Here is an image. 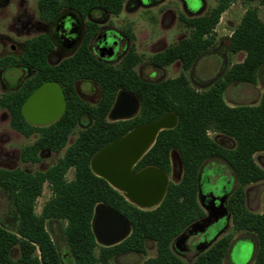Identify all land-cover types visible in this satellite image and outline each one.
Masks as SVG:
<instances>
[{
    "label": "trees",
    "instance_id": "trees-1",
    "mask_svg": "<svg viewBox=\"0 0 264 264\" xmlns=\"http://www.w3.org/2000/svg\"><path fill=\"white\" fill-rule=\"evenodd\" d=\"M236 0H217L214 8L203 16L179 15V22L190 30L188 37L155 53L149 62L157 68L179 62L184 72L208 50L214 39L213 31L219 18ZM124 0H39L41 16L50 20L60 6L72 7L84 14L89 8L99 7L113 16L121 12ZM264 6V0H260ZM89 28V34L91 32ZM130 42L133 36L124 31ZM52 45L45 36L26 41L22 62L31 66L35 77L20 91L0 96V110L9 116V126L24 137L37 135L33 143L20 150V161L36 164L39 153H57L65 148L63 156L44 171L26 173L17 168L0 169V189L11 195L18 215L13 229L0 225V264H62L48 232L47 221L63 225V238L70 264H109L114 257L135 253L145 255L146 242L156 247V255L141 264H185L171 250L172 242L192 223L205 216L197 201L198 175L209 159L226 163L233 172L236 187L227 200L232 228L251 234L256 239L253 264H264V197L260 213L247 210L245 187L264 180V171L253 160L255 153L264 152V95L256 105L229 106L223 95L234 83L255 85L258 72L264 65V23L255 9H248L228 40L232 54L243 53L240 63L226 69L209 87L193 88L184 74L159 82L142 80L134 68L141 58L130 45L119 65L111 66L91 57L87 38L77 51L58 66L50 67L46 55ZM14 63L7 59L0 66ZM87 79L100 88L95 105L81 101L75 94L73 82ZM53 81L64 92L66 109L61 118L46 127L28 124L21 105L41 83ZM120 90L134 94L140 102L137 115L129 120H106L116 94ZM166 114L176 117V125L160 131L152 147L139 159L132 171L137 173L153 167L165 174L171 172L170 154L178 155L181 177L176 183L168 182L164 197L153 209L142 210L128 202L104 179L90 169V160L100 149L120 139L133 129L153 122ZM86 115L90 124L79 131L67 146L68 138L80 116ZM215 132L232 139L234 147L226 148L209 137ZM72 169L71 180L66 179ZM51 192L38 214L35 203L44 184ZM103 204L123 216L130 225L129 235L112 247H98L91 231V220L97 205ZM232 234L215 241L198 255L193 264H223ZM18 247L19 256L13 260L10 252ZM38 252V255H37Z\"/></svg>",
    "mask_w": 264,
    "mask_h": 264
},
{
    "label": "rangeland",
    "instance_id": "rangeland-1",
    "mask_svg": "<svg viewBox=\"0 0 264 264\" xmlns=\"http://www.w3.org/2000/svg\"><path fill=\"white\" fill-rule=\"evenodd\" d=\"M38 0H0V34L11 39L8 47L23 43L39 32L27 33L26 29L37 20L36 3ZM150 0H145L148 2ZM191 11H184L180 0H155L148 6H136L135 0H125L123 8L118 16L102 15L93 13L92 19L101 23L103 31H114L122 33L129 30L133 36L130 42L124 38L119 42L120 48L126 45H133L136 55L141 60L134 68L139 77L146 82H159L166 79H173L180 74H184L190 85L203 90L209 87L223 72L234 64L240 63L243 53L232 54L228 50V40L233 30L240 23L243 14L248 9H255L258 18L264 23V6L260 0H236L229 8L221 14L212 37V46L201 54L191 68L184 72L179 62H174L166 67L157 68L150 62L149 58L155 53L161 52L180 40L188 37L190 30L183 26L179 20V15L191 18L203 16L217 4V0H184ZM25 15L30 19L28 26L20 21V16ZM24 20V19H21ZM68 56V55H67ZM50 63H55L53 58ZM119 59L112 62L117 64ZM19 77L18 71L1 73V78L6 84L13 83ZM12 89H2L0 95ZM79 96L86 102L95 104L99 97V90L96 85L88 84L83 81L77 83ZM264 95V65L258 72L257 83L255 85L234 83L227 87L224 92V102L229 106L256 105ZM60 97L56 88L46 86L37 91L27 102L25 113L31 121H45L59 110ZM87 122L82 119V125H77L73 134L69 137L67 146L75 139L78 132L84 128ZM209 137L216 143L226 148L234 147L232 139L224 137L215 132H210ZM35 137H24L14 131L9 126V117L6 111L0 110V169L20 168L27 173L43 171L52 166L58 158H61L64 149L58 153H42L40 162L37 164H22L19 160L20 149L34 141ZM255 164L264 171V152L253 155ZM73 170L70 169L66 174V179H72ZM201 191L209 193L214 191L219 194L225 191L230 195L236 187L233 172L229 166L221 160L209 159L201 168ZM181 177V166L178 155L172 152V168L167 175L168 182L176 183ZM245 204L248 211L260 213L263 208L264 180L245 187ZM51 193L47 186H44L42 195L38 198L35 205V212L39 213L44 202L50 197ZM17 223V215L12 204L11 195L0 189V225L6 229H13ZM223 227L221 236L232 234L230 251L225 257L223 264H251L256 246V239L251 234L236 232L232 228L231 221L225 224L224 221L218 223ZM47 231L60 256L64 257L67 253L63 239V225L50 221L46 224ZM217 229H214L216 233ZM193 238L188 241V245L197 241ZM145 255L135 253H125L111 259L109 264H141L148 258L156 255V247L152 242H146ZM97 253V249L95 251ZM185 264H193L195 253L185 252L178 255ZM232 256V257H231ZM13 259L18 257V249L14 248L11 252Z\"/></svg>",
    "mask_w": 264,
    "mask_h": 264
},
{
    "label": "water",
    "instance_id": "water-1",
    "mask_svg": "<svg viewBox=\"0 0 264 264\" xmlns=\"http://www.w3.org/2000/svg\"><path fill=\"white\" fill-rule=\"evenodd\" d=\"M41 86L37 91L45 88ZM36 91V92H37ZM139 99L132 93L119 91L109 113L112 121L129 120L139 111ZM24 108L22 109L25 115ZM176 125V117L166 114L148 124L139 126L120 139L100 149L90 160V169L98 177L104 179L112 188L120 192L134 206L150 210L159 205L167 189V174L149 167L137 173L132 171L139 159L152 147L157 134ZM200 176H198L199 180ZM210 200L205 204V198ZM227 195L214 197L212 193L205 195L199 185L197 201L205 212V217L189 225L174 241L173 249L187 251V241L193 236L204 234L206 230L224 220L230 221V212L226 205ZM217 203V204H216ZM91 229L95 240L104 246H113L123 241L130 233L128 221L113 209L100 204L94 209ZM207 242L199 243L197 250L205 251L221 234Z\"/></svg>",
    "mask_w": 264,
    "mask_h": 264
},
{
    "label": "flooded vegetation",
    "instance_id": "flooded-vegetation-1",
    "mask_svg": "<svg viewBox=\"0 0 264 264\" xmlns=\"http://www.w3.org/2000/svg\"><path fill=\"white\" fill-rule=\"evenodd\" d=\"M38 1L36 3V11H37V20H36V22H34L32 24L30 23L31 24L30 25L29 24L30 19H26L25 15H21L20 16V21L21 22L25 23L26 26H28V24L30 25V27H28L26 29V32L27 33L39 32L38 34H36V35H34V36L30 37V38H27L23 43L17 42L16 43L17 45H11L9 47H8V43L11 42V39H9L8 37L0 34V62L3 61V60H7V59H11V60L14 61V63H12V64H8L6 66H0V87L2 89H12L11 91L5 92L3 94H12V93H16V92L20 91L22 89V87L28 81L32 80L35 77L36 71L31 66H29L28 64L23 63L22 62V58H23V56L25 54V51H26V41L29 40V39H32L34 37H37V36H45L48 39V41L51 43V45H52L51 50L46 55V63L50 67L58 66L63 60L73 57L77 53V51L79 50V48L81 47V45L83 44V42L85 41L86 38H87V50H88L89 54L91 55L92 58H94L95 60H97V61H99L101 63L107 64V65H111V66H117V65L120 64L122 59L127 54L130 45H126V46L122 47V49H121L120 48V43H119L122 40V38H124L125 41L129 42L126 39L125 35H124V31H122V33L114 32V31H103L104 26L101 23H99L98 21L92 19V14L93 13H100L102 15H110L109 13H107L102 8L92 7V8H89L84 14H82L80 11H78L75 8L67 7V6H60L58 11L55 13V15L50 20H46L40 14V11L38 9ZM153 1H155V0H150L148 2H145V0H135V4H136V6H148ZM180 2L182 3V7H183L184 11H187V12L191 11L189 9L186 1L180 0ZM123 4H124V2H123ZM127 6H128V4L122 5V9L123 8L126 9ZM122 9H121V11H122ZM111 16H113V15H111ZM21 19H24V20H21ZM90 26H91L92 30H91V32L89 34ZM50 58H53L55 60V63L51 64L50 61H49ZM117 59H119V62L117 64H112V62L117 60ZM11 71H18L19 72V77L17 79H15V81L13 83L6 84V83L3 82V79L1 78V73L11 72ZM80 81H83V82L88 83V84L96 85L98 90H99V96H100V88H99V86L97 85L96 82H93V81L87 80V79H77V80H75L73 82L74 91H75V94L77 95V97L81 101H83V102H85V103H87L89 105H95L98 102L99 97H98V100H97V102L95 104H91V103H88V102L84 101L79 96L78 91H77V83L80 82ZM43 85L52 86V87L56 88V90L58 91V94H59V97H60L59 110L56 113H54L53 115H51L45 121H31L27 117L26 113H25V115H23L22 109H23V107H25L24 111L26 110L27 102L36 93V91ZM120 91H122V90H120ZM118 92H117V94H118ZM3 94H1V95H3ZM65 109H66V99H65V95H64L62 87L56 82L45 81V82L41 83L38 87H36L27 96V98L25 99V101L21 105V114H22L24 120L28 124H30V125H32L34 127H46V126H49V125L55 123L56 121H58L61 118V116L64 114ZM109 113H110V111L108 112L106 120L109 121V122H114V121L109 119ZM83 118L87 119V122H86V124H85L83 129H85L90 124V119L88 118V116L82 115V116H80L78 118L76 127H77V125H82V119ZM121 121H124V120H121ZM75 128H74V130H75ZM83 129H81V130H83ZM74 130H73V132H74ZM31 136H34L35 139L37 138V135H35V134H33ZM26 138H28V137H26ZM64 151H65V148H64ZM42 153H51V152H41V153H39V158H40V155ZM19 160H20V154H19ZM170 161H171V168H172V152L170 154ZM22 164H24V163H22ZM30 164H32V163H30ZM15 169H17V168H15ZM10 170H13V169H10ZM198 176H200V178L198 180V185H199V187L201 189V181L203 180L202 176H201V170H200ZM44 186L48 187V185L46 183L43 185V188H44ZM43 188H42V191H43ZM209 193H212L214 197H218V196H221V195H227L229 197V194L225 191V187L223 188V191L221 193H219V194H216L214 191L209 192ZM209 193H205L204 192L203 194L208 195ZM41 195H42V193H41ZM40 197H38V198H40ZM38 198H37V200H38ZM37 200H36V202H37ZM209 200H210V198L208 196H206V198H205V204L206 205H208V201ZM227 200H228V198H227ZM35 205H36V203H35ZM226 205H227V203H226ZM40 210H41V208H40ZM142 210H144V209H142ZM15 212H16V210H15ZM36 214H38V213H36ZM16 215H17V213H16ZM221 221H224V220H220L219 222H221ZM47 222H50V221H47ZM47 222L45 223L46 231H47V228H46ZM17 223H18V215H17ZM17 223H16V225H17ZM218 223H216L213 226L209 227L204 234H199V235H196V236H193L192 238H190V239H193V238L197 237L198 240L193 242V243H191V245L189 246L188 245V241L190 240L189 239L187 241V251L186 252H191V251L194 252L195 253V258L198 255H200L201 253H203L204 251L203 252L198 251L197 247H198L199 243H201L202 241H207V242L211 241L219 231L223 230L225 225L223 227H221V226L218 225ZM225 224H226V222H225ZM214 229H217L216 233H214ZM91 231H92V229H91ZM221 235L215 241H217L220 237H222ZM93 237H94V235H93ZM50 238H51V236H50ZM51 240L53 242L52 238H51ZM94 240H95V237H94ZM95 242L97 244V247L95 248V251L97 249V253H98V247H107V246H104V245L98 243L96 240H95ZM53 244H54V242H53ZM172 244H173V242H172ZM172 244H171V250H172V252L175 255L178 256L180 254L185 253V252H179V250L177 248L173 249ZM230 245H231V243H230ZM109 247H112V246H109ZM230 247L231 246H229L227 254L230 251V255H231L232 247H231V250H230ZM15 248L18 249V247H15ZM56 249H57V247H56ZM256 249H257V246H255L254 256L252 258L251 264H253V260H254L255 253H256ZM12 250H11V252H12ZM66 250H67V248H66ZM95 251H94V253H95V255H97V253ZM11 252H10V257H11ZM57 252H58V249H57ZM227 254H226V256H227ZM37 255H38V252H37ZM66 255H67V253L64 255V257L60 256L61 260H62V264H70L68 262V259H67ZM18 256H19V250H18ZM17 258H15V259H17ZM15 259H13V260H15Z\"/></svg>",
    "mask_w": 264,
    "mask_h": 264
}]
</instances>
